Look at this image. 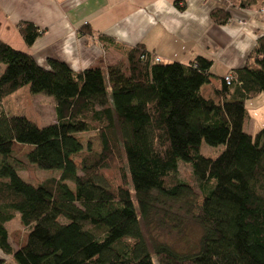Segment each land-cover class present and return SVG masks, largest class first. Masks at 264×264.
I'll list each match as a JSON object with an SVG mask.
<instances>
[{"label": "trees", "instance_id": "trees-1", "mask_svg": "<svg viewBox=\"0 0 264 264\" xmlns=\"http://www.w3.org/2000/svg\"><path fill=\"white\" fill-rule=\"evenodd\" d=\"M252 3L264 0L242 2ZM211 15L229 18L220 8ZM17 27L29 46L41 34L30 21ZM121 52L128 77L120 65L73 70L49 57L43 66L0 39V249L14 264H264V125L244 128L247 99L264 92V46L227 72L228 81L202 55L158 61L143 43ZM24 85L54 99L53 122L39 126L1 107ZM90 131L101 150L86 140L77 161L84 145L77 135ZM202 140L224 149L206 156ZM15 141L33 145L29 163L56 172L38 184L25 180ZM181 160L194 184L178 175ZM111 169L118 183L105 175ZM17 214L28 234L14 248L6 223ZM189 218L202 230L196 249L161 239L149 246L142 223L180 231Z\"/></svg>", "mask_w": 264, "mask_h": 264}, {"label": "crops", "instance_id": "crops-1", "mask_svg": "<svg viewBox=\"0 0 264 264\" xmlns=\"http://www.w3.org/2000/svg\"><path fill=\"white\" fill-rule=\"evenodd\" d=\"M243 0H0V39L30 52L37 63L54 57L73 70L127 61L121 50L143 43L164 62L187 63L197 55L212 61L223 76L245 64L257 46H264L262 5ZM228 12L225 23L212 17ZM30 21L41 34L29 46L18 23ZM88 26L87 32L80 27ZM104 35L111 41H102ZM105 72V73H106ZM208 91L211 87L206 86ZM0 258L8 256L0 249Z\"/></svg>", "mask_w": 264, "mask_h": 264}, {"label": "rangeland", "instance_id": "rangeland-1", "mask_svg": "<svg viewBox=\"0 0 264 264\" xmlns=\"http://www.w3.org/2000/svg\"><path fill=\"white\" fill-rule=\"evenodd\" d=\"M120 66V69L123 71L124 75L128 77L130 73L126 59L121 60ZM3 67L4 65L0 63V74ZM201 92H203V94H205L206 96L211 94L205 86L201 88ZM54 104V99L51 96L44 93H32L29 86L24 85L21 86L15 93L10 94L8 97H6L1 104V107L10 113L16 112L19 114H25L34 123L39 126H43L55 120L56 117ZM246 109L247 115L244 123V128L247 131L254 133L264 125V92L260 93L252 99H247ZM77 136H80L83 139L84 144L82 151H80L76 155L77 161L80 160V155L86 150V140L91 143V148L93 151L101 150V142L96 132L90 131L83 134H78ZM31 148H33V145L31 144H25L15 141L13 143V156L15 159L17 158L23 161L22 166L17 169L18 173L25 180H28L33 184H38L45 178L49 177L51 174L55 173L56 170L42 169L34 164L29 163L26 160V154L31 150ZM223 149V144L212 146L209 145L205 140H202L200 146L201 153L212 158H215ZM179 164L178 175L180 176V178L189 182L190 184H194L195 181L193 179L190 163H186L181 160L179 161ZM104 173L106 176H108V178H111L118 183V170H106ZM195 191L197 193V203H201L202 195L200 194L198 188H196ZM6 226L10 233L11 244L14 248H17L25 243L28 230L21 224L19 214H17L12 220L8 221L6 223ZM142 226L149 246H151L154 239H161L163 241L169 242L175 248L182 251L196 249L198 247L199 239L202 234L200 226L191 218L187 219L185 223L182 224L180 231H167L166 229L159 228L155 224L147 226L142 223ZM11 257L8 256L9 264H14Z\"/></svg>", "mask_w": 264, "mask_h": 264}, {"label": "built area", "instance_id": "built-area-1", "mask_svg": "<svg viewBox=\"0 0 264 264\" xmlns=\"http://www.w3.org/2000/svg\"><path fill=\"white\" fill-rule=\"evenodd\" d=\"M261 10L264 11V5L262 6ZM155 59L158 60V61L161 60L159 57H156V56H155ZM225 79H226L227 81L229 80V74H226V75H225Z\"/></svg>", "mask_w": 264, "mask_h": 264}]
</instances>
